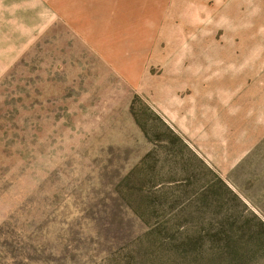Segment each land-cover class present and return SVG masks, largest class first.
Returning <instances> with one entry per match:
<instances>
[{
  "label": "rangeland",
  "instance_id": "1",
  "mask_svg": "<svg viewBox=\"0 0 264 264\" xmlns=\"http://www.w3.org/2000/svg\"><path fill=\"white\" fill-rule=\"evenodd\" d=\"M0 264H264V0H0Z\"/></svg>",
  "mask_w": 264,
  "mask_h": 264
}]
</instances>
